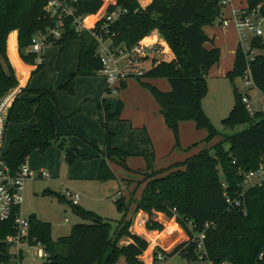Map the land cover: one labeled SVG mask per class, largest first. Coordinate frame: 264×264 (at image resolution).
Returning <instances> with one entry per match:
<instances>
[{"label": "trees", "instance_id": "trees-1", "mask_svg": "<svg viewBox=\"0 0 264 264\" xmlns=\"http://www.w3.org/2000/svg\"><path fill=\"white\" fill-rule=\"evenodd\" d=\"M74 9L75 15H92L99 10L110 12L114 8L124 9L117 19L105 25L113 44L129 48L152 30L163 39L172 54L169 61H152L149 68L134 79L145 88L158 104V111L164 124L173 136V147L178 146L177 125L179 121L191 120L196 129H203L205 136L200 140L208 142L219 136L208 118L202 112L200 100L207 91L206 73L219 59V49L206 48L209 41L202 30L215 21L220 24L222 7L219 0H150L144 7L136 0H65ZM246 9L256 8L264 16V0H245ZM44 0H0V97L17 85L15 75L7 63L5 39L15 30L17 53L25 64H33L35 54L28 45L36 31H42L54 24V19L43 11ZM103 19L90 29H75L71 18L64 19V29L51 45L62 46L66 41H78L76 67L65 74L56 90L73 93V82L77 76H93L101 67L95 55L96 42L91 31H101ZM251 47L264 48L261 37L251 39ZM249 67L252 86L264 93V53L247 60L239 45L234 50L231 69L225 77L232 81L241 77ZM41 61L31 73L39 70ZM145 78H163L169 84L168 91H160L143 81ZM124 87L119 83L116 92ZM232 105L221 119L224 126L246 125L233 134L223 136L210 148L173 162L164 170L151 174L134 199V210L149 215L159 211L166 217H174L183 229L187 239L175 244L168 253L179 255L183 264L207 260L211 264L224 261L227 264H264V186L242 188V174L254 169L264 160V112L252 115L243 107L241 95L233 85ZM108 91V89H106ZM102 111L100 121L103 141L97 149L99 165L96 180L104 181L114 177L108 163L121 158L124 165L127 154L111 146L112 133L107 122L117 118L121 103L111 112L102 98L97 105ZM54 93L46 88H21L13 97L6 112V122L22 125L19 133L8 143L3 158L13 171L32 152L43 153L49 146L62 149V158L70 164L73 160H85L88 155L78 153L66 143L63 135L54 130ZM33 122L28 123L29 120ZM226 145V148L223 146ZM212 150V153L210 151ZM126 167V166H125ZM127 168V167H126ZM144 169H153V154L144 156ZM59 200L66 201L74 214L84 222L72 224L67 235L50 238V225L35 214L26 216L28 245L39 244L43 253L42 264H114L121 256L125 264H143L138 256L146 247V241L136 235H129L130 241L119 244L122 235H127L128 221L122 199L114 198V205L121 218L110 231L109 222L93 211L70 204L55 192ZM237 199L239 206L230 207L225 197ZM174 208V211H172ZM18 207L11 209L7 219L0 221V264L15 259L17 254L9 252L10 243L5 237L14 234L13 219ZM187 221L194 226L188 228ZM207 223V227L203 224ZM149 229H161L159 223H145ZM171 228V225H170ZM203 231V257L197 258L194 233Z\"/></svg>", "mask_w": 264, "mask_h": 264}, {"label": "rangeland", "instance_id": "rangeland-1", "mask_svg": "<svg viewBox=\"0 0 264 264\" xmlns=\"http://www.w3.org/2000/svg\"><path fill=\"white\" fill-rule=\"evenodd\" d=\"M233 1V5L236 4L235 2H239V0ZM240 2L241 4H243L242 0H240ZM98 12L102 13V10H99ZM92 18L93 17L91 15H85V25H88ZM231 25L233 24L230 23L225 27V32L221 31V26L216 21L212 25H210V27L216 30L217 38L220 41H229L230 38L233 39V36L235 34L234 29ZM261 29L264 31V22L261 25ZM231 31L232 34L229 33ZM261 41H264V38H261ZM75 43V39L69 40V42L65 46V50L68 51L73 48ZM254 49L255 54L264 53V48L254 47ZM61 51V47L56 45H49L41 51V59L45 58V65L37 82L44 84L41 86H44L46 89L50 90L53 93L56 91V86L54 87V84L52 83L53 81L51 82L49 81V79L59 69V63L61 60L59 55L62 56L64 55L62 53H65L64 51L61 53ZM148 65L149 63L147 61L142 63L143 68L148 67ZM208 70L205 77L207 92L200 100V107L212 126L219 133V136L214 137L208 142H202L200 141V139L204 136V130L195 129L194 126L188 128L189 126L187 127V125L189 124L185 123L189 122H184L180 125V136L178 134L177 141L180 147H185L187 145L189 146L184 150L183 153L182 151L179 152L182 155V157L179 158L180 161L183 158L197 152L199 149L210 148L211 145H213L217 141H222L223 136L233 134L234 132L245 128L246 125H235L233 127H229L224 126L221 123V119L227 115L232 105L233 85L234 87H236L237 92L240 95L246 94L250 96V99L252 100L251 106L255 112L261 111L262 107L264 106V93H262L256 87L252 85L246 87L245 85H243V80L240 77H235L232 81H230L228 78L221 76L218 71H215V68H212L211 71L209 70L210 72ZM37 71H35L34 74H36ZM98 76L104 79V77L100 74ZM131 86L132 85L129 82L128 90L126 89L129 95L134 94L132 90H130ZM106 89L107 84H105V100L109 99L112 101L113 106L116 105L117 101L119 100V93L106 91ZM127 106L130 110L134 108L131 104ZM101 118L98 119V124L102 129L100 124ZM18 128H20L19 124L6 123L2 142L3 149L7 148L9 141L13 138V136L16 135ZM63 136L66 143H68L66 139L67 135ZM192 142L194 143L191 144ZM100 145V143H96L97 147H100ZM223 146L226 148L225 144H223ZM50 147H55V150L57 149V157L55 158L56 153L51 150L43 153L44 157L51 165L55 163V165L57 166L58 162H60L61 164L59 171L58 173L55 172L52 175V173L49 172V170L46 168L44 171L46 173L49 172L47 174V177L35 178L34 180H27L24 182L22 201L19 206V214L21 217L25 218L28 214L33 213L38 219L48 222L50 225V238L52 240L56 239L59 236L67 235L72 224L84 222L72 212L70 205L66 201L59 200L56 195L50 194L48 192H55L60 195V193L64 189H68L78 193L79 198L77 205L86 210L93 211L99 216L105 218L110 224V231L115 228L116 222L121 218L120 211H118V209L114 205V198L122 199V203L125 206L126 210L125 219L128 221V226L127 235H122L119 238L118 243H121L122 240L130 239L129 235L131 234L133 235L134 233H139V235L147 241L146 247L138 256V259L143 264L150 263L155 252H165V250L168 251L175 244L186 239V236H183L179 231H175L172 235L169 236L160 233L161 230L168 226L167 222L170 218L164 216L163 213L159 211H152L149 215H147V213L142 210H134V199L138 197L139 192L146 179L158 169L164 170L171 167L173 163L158 169L153 168L151 171L145 170L144 168L129 169L128 165L126 164L125 166L127 168L124 165H120L118 161H120L121 158L116 157L113 162L108 163L109 167L111 166L110 169L113 172L114 177L111 179L100 181L96 179H90L88 176L74 177L67 175L68 167L73 164V162L81 163V161H83L88 163L89 161L95 159L97 155L99 158L100 150L98 151L93 146H89L91 149L90 153H82L88 155L87 159H75L70 164H68L63 158H61V156L63 155L62 149L54 145H51ZM210 153H212V150L210 151ZM43 154L37 152L38 156H41ZM128 161L130 166L134 168L138 167L137 160H135V158H129ZM156 166L158 167L160 166V164L156 163ZM71 169L72 171H76L80 168H78L77 166H72ZM64 218L66 219V221L63 220ZM148 220L150 222L159 223L161 225V229L157 230L146 228L145 223ZM38 248H40L38 245L29 246L24 244L21 246L22 259L20 261L11 259L4 264H42L43 258L37 253ZM13 250H16V247L9 248V252ZM119 257V259L114 264H125L122 257ZM183 263L184 260L177 254L166 256L163 262V264ZM190 264L211 263L207 260H198L196 262H191Z\"/></svg>", "mask_w": 264, "mask_h": 264}, {"label": "crops", "instance_id": "crops-1", "mask_svg": "<svg viewBox=\"0 0 264 264\" xmlns=\"http://www.w3.org/2000/svg\"><path fill=\"white\" fill-rule=\"evenodd\" d=\"M149 1L150 0H139V6L144 7L146 4L149 3ZM242 1L243 4H241L240 0L238 3L235 2L236 3L235 6L232 4L234 1L229 0L228 4L225 6L226 8L222 9V17L231 19L232 11L241 8H246L247 6L246 1L245 0ZM224 9H225V14H224ZM91 16L93 18L95 17L94 14H92ZM229 24L230 22L228 23V25ZM226 26L224 27L221 26L220 27L221 31L225 32ZM231 26L233 27L235 34L233 32L234 34L233 39L230 38L229 41L228 40L220 41L217 38L216 30L212 29L210 26L202 27L203 32L209 39V41L204 43V46L206 48L215 46L219 49V60L213 66H211L209 70L211 71L212 68H215V71H218L220 75L224 77H225V73L231 69L234 50L236 48L237 38H238L235 27L233 25ZM229 33L232 34V31ZM68 42L69 40L66 41L61 46L62 49L61 53L65 50V46ZM75 42L76 43L73 46V48H71L68 51L65 50L64 51L65 53H62L64 55L62 56L59 55L61 59L59 63V69L49 79V81L51 82L53 81L52 83L54 84V87L57 86L58 82L65 74L69 73L76 67L79 44L77 40H75ZM140 42L143 44L150 43V44L161 45L162 54L160 55V58L162 61H169L172 58V54L169 51L168 47L166 46L165 42L155 30H152L146 36L141 38ZM5 55H6L7 63L12 69L15 78L17 80V85L15 86V88L17 89L18 92L21 88L24 87H26L27 89L45 88L44 86H41L44 84L37 82L42 70L44 69L45 58L44 59L42 58L41 70L39 69V71H37L36 74L31 73L32 70L35 68V65L25 64L19 59L17 53L15 30L10 31L6 36ZM149 66L150 63L148 67L144 69L145 70L148 69ZM98 75L99 73L93 76L75 77L73 82V93L71 95H68L61 90H56L54 92V97L56 101V108L54 111V130L59 135H67L66 139L68 143L80 154L90 153L91 149L89 146H93L95 149H98L99 147L96 146V143L102 144L103 141V132L98 124V119L102 117V112L97 105L99 104L102 98L105 99L106 81L105 79L99 77ZM143 81L153 85L160 91L169 90V84L163 78H145L143 79ZM129 82L132 85L130 90H132V92L134 93L132 95H129L126 91V89L128 90ZM117 92L119 93V101L121 103V107L118 112L117 118H112L107 122V129L112 133L111 146L116 147L127 154L124 162L126 165H128V168L129 169L144 168V156L148 155L149 153L153 154V168L155 169L167 166L176 161H180L179 158L182 157V155L179 152L182 151L183 153L184 150L189 145L185 147H180L178 144L177 148L173 147V136L171 134V131L164 124L162 116L158 111L159 109L158 104L155 102V100L150 95V93L141 85H139V83L134 78L125 79L124 87L122 89H119ZM247 97L250 99L249 95H247ZM105 102L109 107V111L113 112L116 109V105L113 106L111 100L106 99ZM129 104L133 105L134 108L132 110L128 109L127 105ZM31 122H33L32 119L29 120L28 123ZM184 122H189V123H185V124H189L187 125V127L189 126L188 128L194 126V123L191 120L179 121L177 125L179 136H180V131H179L180 125L183 124ZM19 126L21 128L22 125ZM20 128H18V131L16 135L13 136V138L17 136V134L20 131ZM204 136H205V131H204ZM193 143L194 142H192L191 144ZM54 148L55 147L49 146L43 153H46L49 150L54 151L56 153L55 154V158H56L57 149L55 150ZM129 158H135V160H137L138 167L134 168L130 166L128 161ZM99 161L100 160L97 155L95 159L89 161L88 163L83 161H81V163L73 162V164H71L68 167L67 175L74 177L88 176L90 179H95ZM156 163H159L160 166L157 167ZM23 164L33 170H38V169L45 170L47 168L49 172H51L53 175L55 172L58 173L61 163L58 162L57 166L55 165V163L51 165L44 157V154L38 156L37 151H32L25 158ZM72 166H77L80 169L76 171H72L71 169ZM49 172H47V174ZM35 178H42V177H35ZM35 178L27 179V180H34ZM23 189H24V183L22 187V192ZM60 195H62V192L60 193ZM167 223L168 226L163 230H161L160 233L169 236L172 235L175 231H179L183 236H186L183 229L175 222L173 217H170ZM133 235L141 237L139 233L136 234L134 233ZM129 241L130 239L122 240L121 243L119 244H125ZM22 245L24 244L18 245L16 247V250L11 251V253L17 254L16 255L17 257L14 260L20 261L22 259V249H21ZM146 245H147V241H146ZM170 250L168 251L165 250L164 253H168ZM37 251H40L41 254L40 248H38ZM148 264H151V261Z\"/></svg>", "mask_w": 264, "mask_h": 264}, {"label": "built area", "instance_id": "built-area-1", "mask_svg": "<svg viewBox=\"0 0 264 264\" xmlns=\"http://www.w3.org/2000/svg\"><path fill=\"white\" fill-rule=\"evenodd\" d=\"M139 5V0H136ZM229 0H219V4L222 9L228 4ZM260 4L251 10L241 8L232 11V18L227 19L222 17L220 26L224 27L228 23H232L237 31V44L243 53L246 54L247 60L253 59L254 48L251 47V39L253 37L264 38V31L261 29V25L264 22V16L259 14ZM43 11L49 17L54 19V24L51 27H47L42 31H36L30 40L28 50L35 54L33 64L36 65L41 61V51L47 46L51 45L57 38H59L61 32L64 29V19L71 18V24L75 29H87L90 30L94 23L103 19L101 27H105L106 24L115 21L120 13L125 10L119 7L114 8L110 12L102 13L98 12L95 17L90 21L88 25H85V16L75 15L74 9L65 0H44ZM91 36L96 42L95 55L99 59L101 67L98 73L104 77L107 89L110 92L115 93L121 81L127 78L139 77L142 75L145 69L142 67V63L147 61L151 64L152 61L161 60L162 54L161 45L156 44H143L137 41L129 48H125L119 44H113L108 31L104 28L101 31H91ZM243 80V85L249 87L252 85L250 77V70L247 65L246 70L243 71L240 77ZM18 93L15 87L7 90L0 97V221L7 219L10 215L11 209L14 206L19 207L22 201V187L23 183L27 179L35 177H46L47 173L44 170H33L21 163L16 169L11 171L4 161L2 146L3 134L6 125V112L13 97ZM240 100L243 107L252 115L255 111L251 106V100L246 94H242ZM264 112V106L261 109ZM242 188L250 186H264V160L258 164L254 169H251L242 174ZM62 196L72 205H77L79 195L68 189L62 190ZM225 202L230 207L239 206L237 199L225 197ZM174 211V208H172ZM174 218V217H173ZM66 221V219H64ZM14 234L5 237V241L10 243L11 247H17L20 244L28 245L26 241L27 233V220L19 214V210L14 216ZM207 223L203 224V227H207ZM188 228H192L194 225L187 221ZM186 235V234H185ZM187 239V236H186ZM192 239L195 240V248L198 252L197 258L203 257V231H199L193 234ZM38 245L39 244H35ZM34 246V245H29ZM41 250V249H40ZM40 256H43L41 251H37ZM165 255L162 251L154 253L151 259V264H163ZM219 264H227L222 261Z\"/></svg>", "mask_w": 264, "mask_h": 264}]
</instances>
